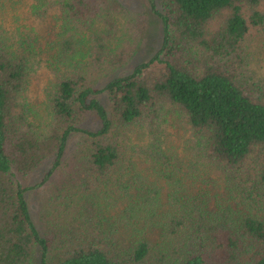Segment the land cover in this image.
I'll return each instance as SVG.
<instances>
[{"label":"trees","instance_id":"trees-1","mask_svg":"<svg viewBox=\"0 0 264 264\" xmlns=\"http://www.w3.org/2000/svg\"><path fill=\"white\" fill-rule=\"evenodd\" d=\"M145 1L0 0V264H264V0Z\"/></svg>","mask_w":264,"mask_h":264},{"label":"rangeland","instance_id":"rangeland-1","mask_svg":"<svg viewBox=\"0 0 264 264\" xmlns=\"http://www.w3.org/2000/svg\"><path fill=\"white\" fill-rule=\"evenodd\" d=\"M120 1L126 7L131 8L134 11H141V10L149 9L147 1L145 0H120ZM161 39H162V31H160L157 19L156 17L151 16L149 26H148V32L145 36L144 41L142 42L141 48L139 49L138 53L130 60L127 67H125L119 73H121V75H127L132 72V70L135 68L136 65H138L139 63L145 60L147 61L159 49L161 45ZM40 79L41 80H38L37 84H40V81L45 83V79H47V77L44 75ZM109 80L110 78L99 80L100 82L99 88L103 87ZM102 101L105 105H107L106 97H103ZM72 145H73V142L71 146ZM42 176H43V172H40L38 175H35V177L32 176L30 184L32 185L34 183H37L38 181L42 179ZM42 193H43L42 191H34L28 194V200L31 205V209H32L35 221L40 229L42 226L44 227L43 225L44 223L40 219V203H41Z\"/></svg>","mask_w":264,"mask_h":264}]
</instances>
